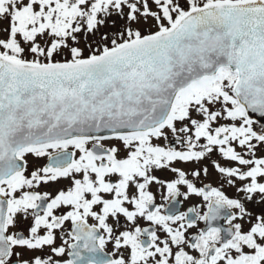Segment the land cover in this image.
<instances>
[{
  "label": "snow or ice",
  "instance_id": "snow-or-ice-1",
  "mask_svg": "<svg viewBox=\"0 0 264 264\" xmlns=\"http://www.w3.org/2000/svg\"><path fill=\"white\" fill-rule=\"evenodd\" d=\"M0 264H264V0H0Z\"/></svg>",
  "mask_w": 264,
  "mask_h": 264
}]
</instances>
